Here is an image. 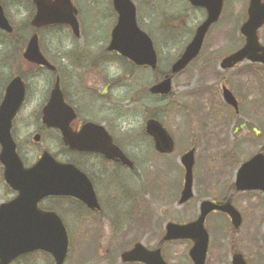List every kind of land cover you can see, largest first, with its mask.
<instances>
[{
  "label": "rangeland",
  "instance_id": "1",
  "mask_svg": "<svg viewBox=\"0 0 264 264\" xmlns=\"http://www.w3.org/2000/svg\"><path fill=\"white\" fill-rule=\"evenodd\" d=\"M4 1L13 15L11 18L15 24L30 21L32 9L23 7V3L17 0ZM158 1L137 0L138 18L143 21L141 25L149 32L155 48L158 49L160 59L158 71L133 67L125 59L116 57L113 53L109 54L106 50L113 28L112 23L108 21L110 6L106 0H74L79 7V21L83 32L80 39H75L65 27L58 28L55 33L46 30L41 34L48 59L61 66L64 73L76 74L80 62L75 61L80 57L86 61L85 67L102 69L109 80L110 85L105 89L103 96L100 95L103 92L102 84L93 80L98 77L87 75L88 83L97 86L94 92L98 95L87 94V97L81 98V102L82 109L91 113L93 117L103 113L101 109L103 105L106 107L112 133L135 162L134 169L119 167L111 174L109 180L96 183L97 192L111 216L132 212V217L129 216L118 225V231L115 233L118 242L124 237L127 240L142 238L148 244L154 245L156 236L159 235L158 239L162 237L168 221L185 223L196 219L200 201L206 198L221 199L227 195L237 167L264 146V109H259V106L254 109V120L248 124V128L257 129L253 130L254 133L241 128L235 132L232 125L228 124L221 139L213 135V130L217 128L214 127L216 124L208 125L207 120L199 113L202 111L199 107L200 92L204 88L211 90L212 93L219 90L217 80L206 76L209 71H202V68L205 69L204 63L213 57V64H219V59L230 52L231 48L236 47L237 42L238 47L241 46L242 39L237 36L236 29L235 43L225 41L226 34L222 27L211 31L203 49L202 60L174 77L173 91L170 95L159 97L148 91L159 76L169 72L171 64L183 52L188 40L187 30L190 29H185L182 24L171 25L172 14L166 13L163 16L160 12L175 6L183 9V0ZM244 2L238 0L239 14L243 10ZM162 18L166 21L163 22ZM261 33L264 35V28ZM14 47L13 44L4 43L0 58H9V53H12ZM21 66L19 65L20 68ZM7 67L16 69L18 65L9 66L6 62L0 66ZM259 78L260 83L264 84V77ZM73 81L77 85L78 81L76 79ZM75 84L72 90L71 86H68L71 94L75 91ZM210 84L211 87H205ZM257 84L255 80L254 99L255 101L259 99L256 102L264 106V86ZM52 85L51 74L47 72L44 87L41 85H37V88L32 87V94L36 97L30 102L26 113L29 115L37 113L43 93L48 95ZM223 108L225 109L222 105L221 110ZM151 117L160 119L175 137L176 149L172 154L163 155L155 151L153 141L145 132V123ZM115 123L121 126V131L115 127ZM49 144L52 148L56 147L53 141ZM195 144L197 147L194 167L195 196L188 202L180 204L185 174L181 156ZM235 203L245 215L244 224L238 235L232 233L233 229L224 213L214 211L206 221L210 233L206 264H231V257L235 251L243 253L249 264H264V195L260 191L241 193L237 195ZM47 206L59 211L69 232L71 248L65 264H104L100 258L104 251H96L94 248V239L97 236L95 227H91L90 221L85 217L78 218L82 211L80 204L72 199H54L48 201ZM107 220L104 218L106 223ZM109 222L110 226H106L103 232L104 243L111 235L110 230H113L115 221ZM154 227V234H150ZM115 228L114 226V230ZM190 248L191 243L187 241L167 243L164 255L168 264H193L189 256ZM122 252L123 249L116 248L112 254L118 258Z\"/></svg>",
  "mask_w": 264,
  "mask_h": 264
},
{
  "label": "water",
  "instance_id": "2",
  "mask_svg": "<svg viewBox=\"0 0 264 264\" xmlns=\"http://www.w3.org/2000/svg\"><path fill=\"white\" fill-rule=\"evenodd\" d=\"M35 3L37 12L32 21L34 26L68 24L79 36L77 9L71 0H35ZM215 4L207 5L211 19L198 29L195 39L174 63L173 74L183 70L200 52L209 25L220 13L222 0H216ZM114 5L119 13V20L112 32L108 50L118 51L137 65H149L156 68L157 55L152 40L137 26L136 8L132 1L114 0ZM263 21L264 4L261 0H251L250 19L242 28V32L247 36L246 45L225 58L223 67H232L245 58L264 63V46L260 45L257 36V28ZM0 26L11 31L1 6ZM25 58L55 69V66L50 64L41 53L37 35L31 39ZM150 90L152 93L168 94L172 90V77L167 75ZM224 94L229 103L235 102L230 91L225 89ZM23 96V83L20 79L15 80L8 86L0 107V142L2 144L0 161L5 166L6 181L19 191V196L15 200L0 205V264H9L16 256L34 249L46 250L54 256L57 264H63L69 245L67 229L57 213L39 210L37 203L44 197L60 195L78 198L90 208H98L99 204L91 181L73 164L60 163L52 155L45 153L32 167H24L10 135L11 120L20 108ZM75 116L73 108L65 102L57 81L49 103L44 108V120L47 125L61 128L64 141L71 149L100 151L110 159L119 158L124 164L132 165L120 148L113 144L111 136L107 133L104 134L105 137L93 134L94 129L100 128L99 126L88 124L80 134L72 133L69 125ZM147 132L153 136L158 151L173 152L174 139L158 120L148 121ZM194 152L193 149L182 157L186 174L180 203L186 202L194 195ZM236 184L239 190L261 189L264 191V154H258L240 168ZM200 209V216L193 222L184 225L169 223L165 236V240L192 239L194 246L190 254L194 264H205L209 234L204 224L210 212L219 210L228 213L236 227L242 221L240 213L232 206L230 200L224 204L204 200L200 204ZM123 259L141 260L147 264H165L160 250L149 252L141 244L124 253ZM233 264H246V262L241 254H235Z\"/></svg>",
  "mask_w": 264,
  "mask_h": 264
},
{
  "label": "flooded vegetation",
  "instance_id": "3",
  "mask_svg": "<svg viewBox=\"0 0 264 264\" xmlns=\"http://www.w3.org/2000/svg\"><path fill=\"white\" fill-rule=\"evenodd\" d=\"M17 1L23 3L22 4L23 7L25 8L27 7L30 10L32 9L33 11L35 10V3H34L35 0H17ZM106 1L110 6V9L108 11V17H109L108 21H110L112 25L115 26L118 22V13L114 9L113 0H106ZM159 1L161 2L162 0ZM183 1H184L183 9H180V7L175 6L169 8V10H164V11L160 10V12L161 15L163 16L166 13L172 14L173 17L172 19H170L172 21V22L170 21L171 25H174L176 23V24H182L181 26L184 27L185 29L190 28L189 30H187L188 31L187 45H188L193 40L197 28L208 20L209 12L206 6L202 4V2H206L205 0H183ZM207 1L214 2L215 0H207ZM175 2H177V0ZM243 2H244V7L239 14L238 0H223V8L218 21L211 24L205 36L201 52L186 68L189 69L191 65L196 64L200 60H202V55L204 54L203 49L205 47L206 41L211 31H214L217 27H219L220 29L222 27L225 30V34H226L225 41L233 43L234 41L237 40L236 32H235L236 29V31L238 32L237 36H239L242 39L241 46L238 47L239 42H237L236 47H234L235 49L231 48L232 50H230V52L224 54L219 59V64L217 63L216 65H214L213 64L214 59L213 57H211L208 59L209 61L204 63L205 69L202 68V71L204 70L209 71V73L206 75L208 76L209 79L217 80L216 85L218 86L219 90L217 93L214 92L212 93L211 90H207L204 88L200 92L199 95L201 97V100L199 107L202 108V111H200L199 113L201 117H204L207 120L208 125L216 124L214 127L217 128L213 130L214 131L213 135L218 136L220 139L224 136L225 129L228 124L232 125V129H235L234 130L235 132H237V130L241 128L248 130L249 133L250 132L254 133L253 130L255 129V127L248 128L249 122L254 120V116H255L254 109L257 106H259V109L261 108L264 109V106L262 104L260 105L256 102L259 99H256V101L254 99L255 96L254 86H256L255 80L258 83L257 86H259L260 84L264 86L263 83H260L261 79L259 78V76L264 77V65L245 60L239 64H236L232 68H223L221 66L222 61L225 57L238 51L246 43V36L242 34L241 26L249 18L248 9H249L250 0H243ZM262 2H264V0H262ZM0 4L4 9V15L6 16L9 25L11 27V31L4 30L0 27V39L2 40L0 41V51L3 50V44L6 42L9 44H13L15 46L14 48H12V53H9L10 54L9 58L8 57L0 58V65H4L6 62L9 63V66L11 64L18 65V68L16 69L8 68V67L0 68V107L5 99L6 90L8 86L13 81L20 79L24 86V96L20 108L18 109V111L11 120L10 135L12 141L16 146V153L20 157L24 167L29 168L33 166L35 163H37L40 160L41 156L44 153L49 151L58 161L73 163L88 175L95 188L98 202L100 204V208L92 209L77 198L74 197H68V198L79 203L80 206L82 207V211L81 213H79L78 218L82 216L85 217V219H88L90 221L91 227H95L94 229L97 232V236L94 239V248L96 251L99 250L104 251L103 255H101L100 257L102 258L103 261L102 263L146 264L141 260L124 261L122 259V254L124 252L136 248V246L139 243L144 244L146 248L150 251H156L160 249L162 251L163 256L165 257L164 248L166 244L169 242H174L179 240L164 241V236L166 234V228H165L164 233L160 239H158L159 235L157 234L158 236H156L155 238L154 245H152L153 243L148 244L142 238L140 239L132 238L131 240H127L126 237H124L122 238L121 242H118V240L115 238V233L118 231V225H120L122 221L126 220L129 216L132 217L131 216L132 212L128 214L122 213L121 215L115 217L111 216L110 213L106 210L107 206L105 202L102 201L101 195H99V193L97 192L96 183H102L109 180L111 174L117 171L119 167L130 170L134 169L135 167L134 160H133L134 166L130 167L128 165H124V163L118 158L116 159L107 158L103 153L99 151L71 149L67 144H65L62 129L59 127H49L44 121V116L42 114L43 108L47 105L49 101L52 87L48 95L43 93L37 113L34 115L32 114L29 115L28 113H26L27 108L30 105V102L36 97L35 95L32 94V87L37 88V85H41L44 87L46 83V75L47 72H49L52 77L53 86L56 80L58 79L60 80L65 101L68 104H70L76 112V117L70 123L71 131L74 134L80 133L88 123L101 125L106 129V131L109 134H112L114 143L117 146H119L120 149L125 154H127L123 145H121L117 141L116 136L111 131L110 120L108 115L106 114V107L104 105L102 106L101 109L103 113L99 114L102 116L98 115V117H93L91 116L92 115L91 113H88L82 109L81 98L87 97V94L90 93L96 94L94 91H96L95 87L97 86L88 83L87 75L98 77L97 79L94 78L93 80L94 81L97 80L98 83L102 84L103 92L100 95L104 96L105 89H107L108 86L110 85L109 80L106 79L105 72L99 68L96 69V68H90L84 66V67H80L79 69H76L77 72L76 74H66L63 72V68L58 65L55 70H50L46 67L28 62L26 59H24V53L32 37L34 36V34H37L39 39V44L42 45L41 32L50 27L34 28L31 26V19L29 22H24V23L21 22L15 24V22H13L11 18L13 17V15L11 14V11L7 7V3L4 0H0ZM136 8H137V21L139 24H141L143 23V21L141 20L142 21L141 22L138 18L139 7L137 4H136ZM164 19L165 18H162L163 22L166 21ZM65 27L67 29H70L68 26ZM263 28L264 25L258 30V35L261 43L264 44L263 41L264 35L261 33V30ZM3 39L7 41L5 42L3 41ZM221 42L224 43L223 40H221ZM75 62L76 63L80 62L81 65L86 64V61H84L82 58H80V60L78 58L77 61ZM19 65H22L23 67L21 66L20 68ZM255 65H261L262 67H255ZM74 79L78 81L77 85L74 83L73 81ZM74 84H75V91L73 92V94H71L70 91L68 90V86H71V90H72ZM211 85L212 84L206 86L204 85V86L211 87ZM224 87L230 89V91L232 92V94L236 99V103L230 104L226 101L224 97ZM222 105L225 107V109L223 108L225 110L224 112L223 109L221 110ZM244 114H246V116H244ZM240 122L241 125H239ZM117 124L118 123H115V127H117L119 131H121V126H117ZM93 134L94 135L97 134V136L99 137L102 136L104 137V131L100 129H96L93 132ZM147 135L152 139V137L149 134ZM50 141H53L56 147L52 148V146L49 144ZM192 147H195L197 152L196 144L192 145ZM1 151H2V144L0 142V153ZM263 151H264V146L257 153ZM239 167H237L236 174L230 185L232 189L231 192H229L228 195H225L221 199L218 198L212 199L216 202H225L231 197V202L233 206L240 211L242 216V222L238 228H234L231 218L227 214H225L226 218L229 220L230 225L233 229L232 233L234 235H238V232L242 228L245 220V215H243L242 211L235 203V200L237 198V195L241 193L249 192V191H238L236 188V180L238 178ZM4 172H5V166L0 161V196H1L0 204L11 202L19 196V191L17 189H14L5 180ZM123 186H125V184ZM232 191H233V195L231 196L230 193H232ZM260 193L264 195L263 192ZM62 197L63 196L44 197L41 200H39V202L37 203V208L39 210H44V211L53 210V208L47 206V202ZM140 216L142 217L143 215ZM104 218L108 219L107 223L104 221ZM109 220H112V222L115 221L113 224L116 228L114 230V226H113V230H110L111 235L107 238L106 243H104L103 232L106 226H110ZM118 220L120 222H118ZM142 221H143L142 223L144 224L145 221L143 220V218ZM154 229L155 227L150 230L151 231L150 234H154L153 233ZM183 241H187L192 245V241L190 240H183ZM116 248L123 249L122 254L118 258H116L112 254L113 250H115ZM244 258L248 262V259L246 258L245 255ZM168 263L169 262L167 261V264ZM9 264H56V262L53 256L47 251L43 249H34L16 256L9 262ZM231 264H232V260H231Z\"/></svg>",
  "mask_w": 264,
  "mask_h": 264
}]
</instances>
